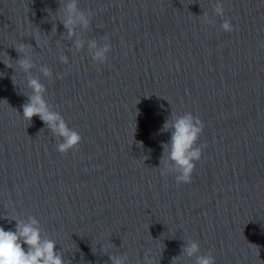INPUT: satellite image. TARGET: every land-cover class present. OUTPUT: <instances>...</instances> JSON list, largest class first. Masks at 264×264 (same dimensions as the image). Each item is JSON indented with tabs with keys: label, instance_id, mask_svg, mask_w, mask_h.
I'll return each mask as SVG.
<instances>
[{
	"label": "water",
	"instance_id": "95a60500",
	"mask_svg": "<svg viewBox=\"0 0 264 264\" xmlns=\"http://www.w3.org/2000/svg\"><path fill=\"white\" fill-rule=\"evenodd\" d=\"M70 2L0 0V226L35 217L65 264H195L188 240L216 264H264V0H220L223 16L217 0H76L92 15L71 36ZM105 37L101 65L89 43ZM30 78L76 148L23 118ZM185 113L204 123L202 158L178 184L162 171L164 125Z\"/></svg>",
	"mask_w": 264,
	"mask_h": 264
},
{
	"label": "clouds",
	"instance_id": "9594fccd",
	"mask_svg": "<svg viewBox=\"0 0 264 264\" xmlns=\"http://www.w3.org/2000/svg\"><path fill=\"white\" fill-rule=\"evenodd\" d=\"M214 13L217 16L224 15V9L220 0L214 5ZM65 27L69 30V35L74 34V27L79 25L87 28L91 22V12L79 10L76 0H71L66 6ZM206 23H213L210 17L205 16ZM220 27L225 32H232L234 26L231 20L225 19ZM39 42V37H36ZM82 42L77 41L76 47L81 48ZM111 43L105 37V43L99 46L95 41L89 43L91 58L97 64H105L108 61V54L111 51ZM17 49L26 53L25 59L21 60L20 66L25 72L33 68L32 60L27 56L28 46L20 44ZM67 63L66 58L61 57ZM41 71L45 76H50L51 72L47 67H42ZM28 85L32 89L28 103L22 106L23 118L30 121L33 116H38L51 129L55 137L60 142L56 148L60 153H66L76 148L81 140V134L69 127L68 122L44 99V86L36 78H30ZM165 129L171 128L170 144L165 146V158L163 161V174L175 173L178 184L190 183L192 174L196 167V162L202 158V147L197 146L199 138L204 129L203 121L192 113L183 115L173 114V119L165 122ZM15 230L0 226V264H65L62 255L56 250V240L46 238L40 226V221L33 216L27 219H18L16 216ZM26 246V247H25ZM187 257H195V264H216L214 256L200 254V244L195 240H188L184 249ZM113 264H126V257H112ZM147 264H155L150 258ZM178 264V260L176 261Z\"/></svg>",
	"mask_w": 264,
	"mask_h": 264
}]
</instances>
